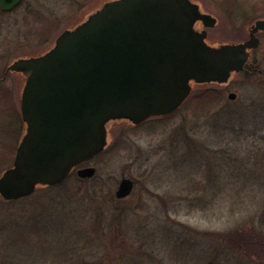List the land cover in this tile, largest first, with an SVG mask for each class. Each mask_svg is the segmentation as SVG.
<instances>
[{
	"label": "rangeland",
	"instance_id": "374dc122",
	"mask_svg": "<svg viewBox=\"0 0 264 264\" xmlns=\"http://www.w3.org/2000/svg\"><path fill=\"white\" fill-rule=\"evenodd\" d=\"M104 1L23 0L0 14V69L43 51ZM201 1L226 40L246 37L264 15V0ZM10 82H0V173L21 133ZM81 167L94 175L74 170L53 188L0 197V264H264V36L227 86L194 87L166 118L114 123L106 150ZM122 178L133 188L118 199ZM238 233L261 245L234 248Z\"/></svg>",
	"mask_w": 264,
	"mask_h": 264
},
{
	"label": "water",
	"instance_id": "95a60500",
	"mask_svg": "<svg viewBox=\"0 0 264 264\" xmlns=\"http://www.w3.org/2000/svg\"><path fill=\"white\" fill-rule=\"evenodd\" d=\"M21 1L0 0V9ZM210 18L190 0H106L45 52L14 61L9 69L25 79V132L12 165L0 174V197L13 201L60 184L107 148L114 123L168 117L195 85H227L257 40L211 45L195 29ZM254 29H264V20ZM94 173L93 167L76 170L80 178ZM132 188L122 178L116 198Z\"/></svg>",
	"mask_w": 264,
	"mask_h": 264
},
{
	"label": "flooded vegetation",
	"instance_id": "af4514ba",
	"mask_svg": "<svg viewBox=\"0 0 264 264\" xmlns=\"http://www.w3.org/2000/svg\"><path fill=\"white\" fill-rule=\"evenodd\" d=\"M190 1L192 3L197 4L199 9H200V11L202 13L209 14L211 16L210 19H213V22L209 21V22H211L210 25H206V23H204V22H202L200 20L195 23V29L197 31H199V32H204L205 33V41L207 43H209L211 45H220V44H224V43H243V42L247 41L250 38H252L253 40H255V39L257 40V46L255 48H253V49H249L248 50L249 53H250L249 57H248V60L246 61V63L244 64L243 68L241 69V71L239 73L245 71L246 68L250 65V61L253 58L254 52L259 48V46L261 44V38L264 36V29H256V30L254 29V25H255V23L257 21L264 20V15L254 18L250 22V24H248L245 27V31H246V34H247L246 37L239 38V39H236V40H226V39H222L221 36H220L221 34L216 32V30H215L216 27L219 24V18L211 12V10H210L211 8L209 6H204V3L201 0H190ZM222 4H225V5L226 4H230V7L232 6V8L236 7L235 0H219V2H218L219 7ZM17 6H19V4ZM16 7H14L11 10H2V9H0V14H9ZM209 22L207 24H209ZM50 45H51V42L47 43L45 45V48L43 49V51L48 49V47ZM43 51H40V52H37V53H34V54H24V53L21 54L20 53V55L15 56L8 64H6L5 67L2 68L3 70L0 69V82L4 83L7 80L11 81L12 82V85H11L12 86V91L15 93L16 102L13 104V106L16 107V110L14 111V113H15L14 117L16 119V122H17V117H19L20 122H21V128L19 129V130H21V133H20V137L18 139V143L21 140V138H22V136H23V134L25 132V125H24V122L22 121L21 111H20V94L22 92V87L24 85V80L25 79H24V76L20 72L12 71V70L9 69V67L14 61H16V60H18L20 58H26V57L34 56L35 54L38 55V54H40ZM4 89L5 90H9L6 87H4ZM17 133H19L18 129H17ZM18 135L19 134H17V136Z\"/></svg>",
	"mask_w": 264,
	"mask_h": 264
},
{
	"label": "trees",
	"instance_id": "16d2710c",
	"mask_svg": "<svg viewBox=\"0 0 264 264\" xmlns=\"http://www.w3.org/2000/svg\"><path fill=\"white\" fill-rule=\"evenodd\" d=\"M200 96H201V94H200ZM53 187H55V186H53ZM53 187H48V188H53ZM48 188H44V189H48ZM241 232H244V231H241ZM244 233H246V232H244ZM260 243L261 242L259 241L258 234H257V236L254 237L252 234L242 235V233H238L237 238L235 239V242H232L231 244L234 246V248H236V246H238V248L240 249V247L248 248V247H251L252 245H255V246L259 245L260 246L261 245Z\"/></svg>",
	"mask_w": 264,
	"mask_h": 264
}]
</instances>
